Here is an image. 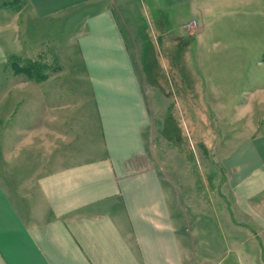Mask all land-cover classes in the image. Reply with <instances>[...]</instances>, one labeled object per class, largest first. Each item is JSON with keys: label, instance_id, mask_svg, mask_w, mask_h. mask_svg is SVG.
<instances>
[{"label": "crops", "instance_id": "1", "mask_svg": "<svg viewBox=\"0 0 264 264\" xmlns=\"http://www.w3.org/2000/svg\"><path fill=\"white\" fill-rule=\"evenodd\" d=\"M24 2L0 0V264H264V129L227 137L213 182L193 181L170 130L184 102L148 100L141 63L156 77L151 51L168 60L193 1ZM252 32L201 56L231 60L216 79L238 78ZM16 57L45 71L16 74Z\"/></svg>", "mask_w": 264, "mask_h": 264}, {"label": "rangeland", "instance_id": "2", "mask_svg": "<svg viewBox=\"0 0 264 264\" xmlns=\"http://www.w3.org/2000/svg\"><path fill=\"white\" fill-rule=\"evenodd\" d=\"M192 1L193 8L186 12L187 7H181V9H185V12L181 19H177L173 23L174 41H168L166 47L162 48L164 54L168 53V56L166 54L164 56L168 60L161 59L160 56L152 52L153 50L151 51L153 60L150 64L156 71V77H152L151 70L148 69V62L141 64L146 75L147 89L150 91L148 93L150 105H160L163 99L164 103H171V105H180L184 102L183 114H179L177 108L174 110L178 118L173 119L170 130L172 129L173 135H176L178 140L183 132L186 134L184 141L179 144L182 147L180 151L186 158L185 164L191 167L192 180H197L196 177H200L212 183L216 175V168L221 166L219 151L220 146L226 144L224 140L242 132L247 133V135H243L249 136L264 129V126L261 125H247L251 115L259 124L262 123L264 117V64L262 63L264 61L261 55L262 51H260L263 50V47H257L260 42L264 44V0ZM16 3L17 9L22 8L25 4L24 0H16ZM192 22L196 23V27L187 29V24ZM142 25L144 29H148L149 19L145 20ZM252 27L251 37L256 47L254 51H249V56H245L239 63L238 78L226 76L224 79H216L215 71L216 73L232 71L231 60L214 61L209 63V68V64L206 65L201 60V56L218 53L213 49L214 43H222V46L217 48L221 53H230V47H228L230 40L247 39V28L250 30ZM144 29L141 34L145 36L146 33L151 36L150 30ZM157 34L159 35V33ZM50 44L49 42L45 45L50 46ZM152 44L155 42L153 41ZM151 45L148 49H151ZM12 64L16 74H23V67H28L25 71L26 75L32 77L34 75L36 79L39 72L45 71V63L39 60L23 61L22 58L16 57ZM169 65L176 71L174 78L167 75L166 70ZM205 71L207 77L206 95L200 94L199 86L203 87V83L201 82L202 78L198 76L202 75L201 72L204 74ZM209 72L214 73L213 78H209ZM159 81L160 85L157 83ZM158 88L161 91L157 93L156 89ZM203 96L210 104L207 105L206 110L202 104L204 103ZM219 103L224 105L223 111L219 110L222 106L218 105ZM237 113L240 116L239 124L235 123ZM182 116L185 118L184 122ZM231 144V142H227L229 147Z\"/></svg>", "mask_w": 264, "mask_h": 264}, {"label": "built area", "instance_id": "3", "mask_svg": "<svg viewBox=\"0 0 264 264\" xmlns=\"http://www.w3.org/2000/svg\"><path fill=\"white\" fill-rule=\"evenodd\" d=\"M194 27H196V23L195 22H192V23H189L186 28L187 29H192Z\"/></svg>", "mask_w": 264, "mask_h": 264}, {"label": "trees", "instance_id": "4", "mask_svg": "<svg viewBox=\"0 0 264 264\" xmlns=\"http://www.w3.org/2000/svg\"><path fill=\"white\" fill-rule=\"evenodd\" d=\"M263 60H264V56H263ZM28 67H23V71H26ZM34 76V75H33Z\"/></svg>", "mask_w": 264, "mask_h": 264}]
</instances>
